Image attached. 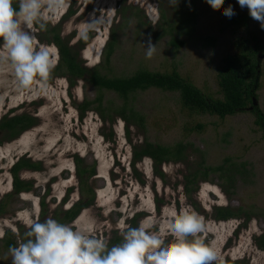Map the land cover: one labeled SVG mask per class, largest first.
<instances>
[{
  "label": "rangeland",
  "instance_id": "374dc122",
  "mask_svg": "<svg viewBox=\"0 0 264 264\" xmlns=\"http://www.w3.org/2000/svg\"><path fill=\"white\" fill-rule=\"evenodd\" d=\"M229 5L235 12L231 18L221 12ZM43 12L40 23H60L61 35H72L71 44L85 36L87 44L79 57L87 67L100 66L111 76H127L140 68L176 69L214 97L220 96L217 76L223 58L235 53L236 43L254 34L264 45V29L236 0H221L215 9L206 0H178L176 6L169 0H63ZM154 17H158L155 24ZM34 28L38 44L54 48L58 57L56 46L41 38L36 24ZM114 34L113 52L105 64L104 49ZM149 37L156 44L151 57L145 49ZM172 38L182 43L174 46ZM258 68L253 106L264 113L262 52ZM49 76L44 80L34 74L31 83L21 88L12 71L0 65V117L29 113L38 119V124L10 141L0 131V264H11L6 232H11L15 246L28 238L19 214L29 213L41 222L61 218L64 209L79 198L85 200L91 191L95 197L76 218L81 213L95 218L94 236L110 247L122 242L121 221L136 227L163 206L187 203L203 217L202 235L216 242L219 264L226 259L264 264V249L255 242L264 234V131L255 123L252 106L220 118L186 109L173 91L149 88L125 101L84 79L69 86L65 76L51 72ZM98 96L101 103L94 101ZM85 101L90 102L87 108ZM124 101L126 118L120 113ZM145 140L169 147L181 142L186 145L184 159L161 164L162 175L149 157L133 166V146ZM22 155L40 162L41 169L22 170L20 177L32 181V189L15 193L10 167ZM76 156L82 166L95 167L83 191ZM217 167L221 170L210 169ZM214 206L240 208L242 213L217 220ZM136 213L140 215L131 222Z\"/></svg>",
  "mask_w": 264,
  "mask_h": 264
},
{
  "label": "clouds",
  "instance_id": "9594fccd",
  "mask_svg": "<svg viewBox=\"0 0 264 264\" xmlns=\"http://www.w3.org/2000/svg\"><path fill=\"white\" fill-rule=\"evenodd\" d=\"M206 2L214 9L221 4V0ZM236 2L264 29V0ZM169 3L176 6L178 0ZM56 4H63V0H21L16 10L12 0H0V65L12 71L18 87H27L34 74L46 78L56 66V50L38 44L34 34L35 24L44 27L40 23L44 7L51 9ZM221 12L227 18L235 15L231 5ZM157 19L154 17L152 23ZM145 49L147 57L156 50L150 37ZM19 219L28 228V238L9 248L11 264H219L221 260L216 242L206 241L202 235L206 231L203 217L187 203L163 206L158 214L151 212L142 218L136 227L121 221L122 242L111 247L94 236L97 223L87 213L72 223L53 218L41 222L29 213L19 214Z\"/></svg>",
  "mask_w": 264,
  "mask_h": 264
},
{
  "label": "trees",
  "instance_id": "16d2710c",
  "mask_svg": "<svg viewBox=\"0 0 264 264\" xmlns=\"http://www.w3.org/2000/svg\"><path fill=\"white\" fill-rule=\"evenodd\" d=\"M20 3L17 0H12V7L19 10ZM69 13L72 10L69 9ZM44 27L40 28V24H36L41 38L47 43H52L56 46L58 52V61L55 68L51 71L55 75L65 76L69 86L76 84L79 79H84L88 84L96 87L99 91L109 90L115 92L125 101L128 97L137 92L144 91L149 88H156L163 91L177 92L181 104L188 110L216 115L220 118L234 115L245 110L248 106H252V111L255 114V123L258 124L264 131V113L257 106H253V99L258 85L259 68L258 54L264 53V45L254 34L250 38L240 40L236 43V51L232 55H227L223 58V63L218 71L217 85L219 89L218 97H214L203 93L190 81L182 78L176 69L169 72L153 71L149 69H137L127 76H111L100 70V66L87 67L79 57V53L87 44L85 36H81L75 44H71L72 35L63 37L61 35L60 23L49 26L43 23ZM182 41L172 38L171 44L179 46ZM115 45V34L108 39L104 49V62L109 63L113 48ZM51 79L49 74L44 80ZM99 101V96L94 100ZM121 108V114L126 112L127 103ZM90 102H83V107L87 108ZM133 111V110H132ZM131 111V112H132ZM131 112L129 114H131ZM82 112V116H83ZM132 116V114H131ZM126 118V115L124 116ZM38 124V119L29 113L19 114H4L0 117V131L4 138L8 141L18 137L26 129ZM186 145L179 142L173 147L155 144L147 140L139 145L133 146L132 165L141 160L143 157H149L153 161V168L160 175L159 167L163 163L170 161H181L184 159ZM77 164V174L79 184L82 191L87 185V179L94 175V166H82V159L75 157ZM41 164L38 161H33L30 157L21 156L11 165L10 172L12 174V189L15 193L22 191H30L32 189V181L25 180L20 177L22 170H40ZM214 171L221 170L220 167L210 168ZM196 174L193 173L188 182ZM227 178V174L224 173ZM233 174L231 175V177ZM91 191V190H90ZM95 197L93 191L85 200L79 198L72 203L70 207L63 210L61 218H56L62 223L71 222L76 218L79 212L87 207ZM43 204V200L41 201ZM2 209L0 203V210ZM241 209H233L229 206H214L213 215L217 220H226L241 215ZM140 213L132 216L131 222L134 221ZM248 219V218H247ZM246 223V220L243 222ZM133 227V225H131ZM11 232H6L7 247L15 246L14 240L11 239ZM256 244L264 249V234L255 237ZM109 246V245H108ZM110 247V246H109ZM225 264H248L245 260H229L226 259Z\"/></svg>",
  "mask_w": 264,
  "mask_h": 264
},
{
  "label": "snow or ice",
  "instance_id": "6c2138e0",
  "mask_svg": "<svg viewBox=\"0 0 264 264\" xmlns=\"http://www.w3.org/2000/svg\"><path fill=\"white\" fill-rule=\"evenodd\" d=\"M207 187V186H206ZM150 204V201L148 202Z\"/></svg>",
  "mask_w": 264,
  "mask_h": 264
}]
</instances>
